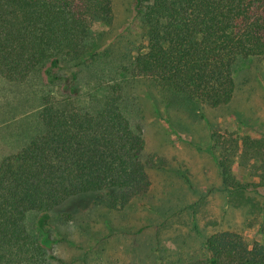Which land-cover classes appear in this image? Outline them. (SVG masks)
Returning a JSON list of instances; mask_svg holds the SVG:
<instances>
[{"label":"trees","instance_id":"1","mask_svg":"<svg viewBox=\"0 0 264 264\" xmlns=\"http://www.w3.org/2000/svg\"><path fill=\"white\" fill-rule=\"evenodd\" d=\"M113 14L112 0H0V77L32 93L29 137L0 161V264H45L52 222L73 220L81 198L122 210L151 187L127 82L107 84L112 71L106 64L99 73L91 51L94 25H111ZM132 19L139 44L124 56L125 75L211 109L232 102L239 59L264 60V0H133ZM83 70L106 85L97 112L79 104ZM208 131L223 189L260 195L263 220L260 239L208 235L197 264H264V133L255 138L244 123L235 137Z\"/></svg>","mask_w":264,"mask_h":264},{"label":"rangeland","instance_id":"2","mask_svg":"<svg viewBox=\"0 0 264 264\" xmlns=\"http://www.w3.org/2000/svg\"><path fill=\"white\" fill-rule=\"evenodd\" d=\"M112 3L113 23L94 25L91 51L99 55L94 58L99 73L106 64L112 71L105 75L107 84L113 77L127 82L126 102L133 127L146 141L143 157L148 161L151 187L122 210L81 198L73 220L52 222L51 236L56 241L46 250L45 264H197L204 256V240L213 233L237 231L260 239L262 197L231 195L223 189L209 151L208 126L228 137L239 133L241 123L255 138L264 133V60L237 61L236 91L229 105L211 109L194 103L149 80L125 75L124 56L132 54L138 38L133 0ZM82 76L79 104L97 112L103 106L106 85L91 83L84 70ZM31 98L30 87L0 77V161L18 151L29 137L26 117L32 110ZM241 172L237 164L233 173L240 177ZM35 218L30 215L31 229Z\"/></svg>","mask_w":264,"mask_h":264}]
</instances>
